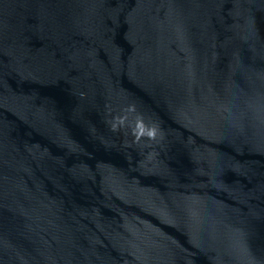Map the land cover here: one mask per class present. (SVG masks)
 Listing matches in <instances>:
<instances>
[{
  "label": "water",
  "instance_id": "1",
  "mask_svg": "<svg viewBox=\"0 0 264 264\" xmlns=\"http://www.w3.org/2000/svg\"><path fill=\"white\" fill-rule=\"evenodd\" d=\"M0 264H264V0H0Z\"/></svg>",
  "mask_w": 264,
  "mask_h": 264
},
{
  "label": "clouds",
  "instance_id": "2",
  "mask_svg": "<svg viewBox=\"0 0 264 264\" xmlns=\"http://www.w3.org/2000/svg\"><path fill=\"white\" fill-rule=\"evenodd\" d=\"M132 113H135V119L129 120V114ZM107 122L110 130L114 133L127 129V134H130L132 137L128 146L131 144H139L144 138L148 141H154L158 135L163 136V130L159 126L145 122L143 115L137 112L135 104L127 105L122 110V114L112 115Z\"/></svg>",
  "mask_w": 264,
  "mask_h": 264
}]
</instances>
